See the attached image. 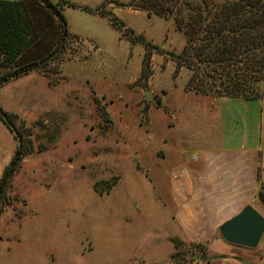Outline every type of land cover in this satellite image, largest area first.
<instances>
[{"label":"rangeland","instance_id":"rangeland-1","mask_svg":"<svg viewBox=\"0 0 264 264\" xmlns=\"http://www.w3.org/2000/svg\"><path fill=\"white\" fill-rule=\"evenodd\" d=\"M52 1L67 23L63 49L0 87L25 149L0 199V264L169 261L166 173L179 142L170 112L183 92L203 102L228 97L217 91L221 71L183 53L187 38L173 15L131 0ZM137 35L154 46L147 77ZM181 55L197 64H178ZM255 87L264 106V79ZM16 145L0 119V178Z\"/></svg>","mask_w":264,"mask_h":264},{"label":"trees","instance_id":"trees-1","mask_svg":"<svg viewBox=\"0 0 264 264\" xmlns=\"http://www.w3.org/2000/svg\"><path fill=\"white\" fill-rule=\"evenodd\" d=\"M131 1L138 2L136 8L174 16L177 29L183 31L187 38L183 53L191 51L196 62L208 63L213 71H221L217 84L220 95L258 99L255 85L264 79V48L260 52L264 45V0ZM111 23L114 27L113 20ZM68 34L65 16L58 3L52 0H0V65L8 66L5 72L0 73V87L45 66L63 49ZM139 40L147 49L143 59L147 77L154 46L141 35L131 39L135 43ZM248 57L252 62H243ZM176 58L183 66L192 67L196 63L189 56ZM260 60L263 63L257 66L255 63ZM0 119L17 141L15 154L0 178L1 199L24 157L25 149L14 123L15 114L0 106ZM262 185L260 183L257 199L264 203ZM170 240L175 247L169 256L173 264L192 261L181 255L184 251L206 254L204 243H184L176 238Z\"/></svg>","mask_w":264,"mask_h":264},{"label":"crops","instance_id":"crops-1","mask_svg":"<svg viewBox=\"0 0 264 264\" xmlns=\"http://www.w3.org/2000/svg\"><path fill=\"white\" fill-rule=\"evenodd\" d=\"M183 94L178 112H170L179 142L178 160L166 173L171 210L165 240L201 242L204 255L219 256L185 264H264L263 240L247 248L220 233L246 206L264 217V203L257 199L264 181V106L259 99L214 96L203 102ZM253 103L258 107L252 108Z\"/></svg>","mask_w":264,"mask_h":264},{"label":"water","instance_id":"water-1","mask_svg":"<svg viewBox=\"0 0 264 264\" xmlns=\"http://www.w3.org/2000/svg\"><path fill=\"white\" fill-rule=\"evenodd\" d=\"M144 98L147 102L150 100L155 102L150 90L144 91ZM220 233L227 242L247 248H256L263 240L264 250V217L252 206H246L236 216L223 224ZM181 255L202 262L219 258V256H207L191 251L182 252Z\"/></svg>","mask_w":264,"mask_h":264}]
</instances>
